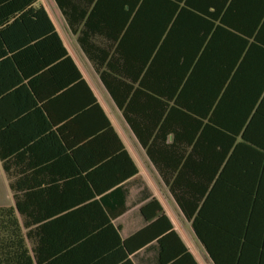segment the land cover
Wrapping results in <instances>:
<instances>
[{
    "label": "trees",
    "instance_id": "16d2710c",
    "mask_svg": "<svg viewBox=\"0 0 264 264\" xmlns=\"http://www.w3.org/2000/svg\"><path fill=\"white\" fill-rule=\"evenodd\" d=\"M37 1L0 0V264H105L99 242L106 264H198ZM54 2L211 263L264 264V0ZM35 149L70 180H26ZM128 183L143 225L122 239L127 208L100 209Z\"/></svg>",
    "mask_w": 264,
    "mask_h": 264
},
{
    "label": "crops",
    "instance_id": "0c3cea01",
    "mask_svg": "<svg viewBox=\"0 0 264 264\" xmlns=\"http://www.w3.org/2000/svg\"><path fill=\"white\" fill-rule=\"evenodd\" d=\"M48 2V5L50 7L48 9L41 4L39 5H41L45 9L69 56L72 58L86 84L92 91L104 114L109 119L114 131L121 140L129 157L137 167L139 178L145 183L152 196L157 199L163 212L171 221L174 230L177 232L194 260L198 264H201V261H203L205 264H212L205 250L196 239L191 229L190 223L185 220L175 201L169 194L167 188L163 185L160 176L157 174L154 167L147 158L145 151L140 146L135 135L123 119L121 112L115 106V103L101 83L98 75L94 72L91 62L87 59L77 41L76 35H73L70 32L67 23L59 12L54 0H48ZM28 131L29 130L27 129V132ZM21 138L22 136H20V138H11L8 146L11 148L13 140L18 143L16 145H21ZM98 151L101 152L103 150L96 149V152ZM49 154L50 153H48L47 151H41L39 149L32 150L29 153L25 152V154L20 158V161H16L15 167L16 169L23 168L29 169V171H31V173H28L30 174V176L25 177L26 180L28 178L30 179V181H69V176H67L66 178L65 174L68 168L66 162L55 164L51 161V159L48 160ZM113 166H115L117 170L120 169L119 165ZM3 172L5 173L4 170ZM5 175L8 182L13 181V176L11 178L6 173ZM97 178L103 177L101 174H97L94 179L96 180ZM46 186L48 187L50 186V184H47ZM41 187H44L43 184H41ZM125 188L127 190V193H117L114 197H111L109 199V206H104V208L101 207L102 209H100L101 212H103V214L107 216L109 215V213L113 214L120 211L121 206H125L127 208L126 212L118 216L112 222L122 239L136 232L143 225L141 215L139 214V208L141 204H138L137 201V194L141 187H137L133 183H128ZM69 196L76 201L82 199L81 195L74 194L73 197L71 195ZM55 202H59L58 193L56 194L55 191H41L39 197H37L34 202V205L35 203H38L37 209L39 210L34 214L39 213L40 215H43L45 212H49V210L53 209V204ZM90 211L91 210H86V212ZM81 214L82 217H86L88 215L90 216L89 213L88 215L85 213ZM89 245L90 244H87V248L91 247ZM93 247L97 250V252L95 253V257L99 260L104 261L105 264L106 262H108V260H111L109 259L111 258L109 256H111V254L113 253L111 251L117 250L118 248L115 244L106 242L93 244ZM100 250L101 252H99ZM147 257L148 256L146 255L143 258L146 259ZM129 258L132 260V256H129Z\"/></svg>",
    "mask_w": 264,
    "mask_h": 264
},
{
    "label": "rangeland",
    "instance_id": "374dc122",
    "mask_svg": "<svg viewBox=\"0 0 264 264\" xmlns=\"http://www.w3.org/2000/svg\"><path fill=\"white\" fill-rule=\"evenodd\" d=\"M38 4L43 5L47 9L50 8L48 5L49 4L48 0H38ZM12 204H13V199H12V193L9 189V182L0 165V206L8 207L11 206ZM201 264H205V263L201 261Z\"/></svg>",
    "mask_w": 264,
    "mask_h": 264
}]
</instances>
